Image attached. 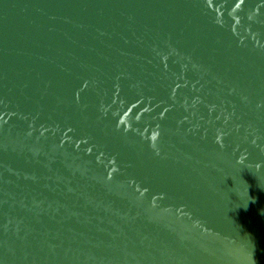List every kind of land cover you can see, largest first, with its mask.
Masks as SVG:
<instances>
[{"label": "water", "instance_id": "obj_1", "mask_svg": "<svg viewBox=\"0 0 264 264\" xmlns=\"http://www.w3.org/2000/svg\"><path fill=\"white\" fill-rule=\"evenodd\" d=\"M0 264H264V0H0Z\"/></svg>", "mask_w": 264, "mask_h": 264}]
</instances>
